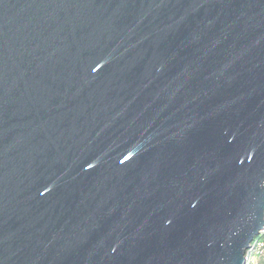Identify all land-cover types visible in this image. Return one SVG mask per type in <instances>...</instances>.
I'll use <instances>...</instances> for the list:
<instances>
[{"label":"water","instance_id":"95a60500","mask_svg":"<svg viewBox=\"0 0 264 264\" xmlns=\"http://www.w3.org/2000/svg\"><path fill=\"white\" fill-rule=\"evenodd\" d=\"M264 229V0H0V264H245Z\"/></svg>","mask_w":264,"mask_h":264},{"label":"built area","instance_id":"2783aa9c","mask_svg":"<svg viewBox=\"0 0 264 264\" xmlns=\"http://www.w3.org/2000/svg\"><path fill=\"white\" fill-rule=\"evenodd\" d=\"M264 251V229L261 234L253 241L251 247L246 251L245 264H260V257Z\"/></svg>","mask_w":264,"mask_h":264},{"label":"rangeland","instance_id":"374dc122","mask_svg":"<svg viewBox=\"0 0 264 264\" xmlns=\"http://www.w3.org/2000/svg\"><path fill=\"white\" fill-rule=\"evenodd\" d=\"M260 264H264V256L260 257Z\"/></svg>","mask_w":264,"mask_h":264},{"label":"trees","instance_id":"16d2710c","mask_svg":"<svg viewBox=\"0 0 264 264\" xmlns=\"http://www.w3.org/2000/svg\"><path fill=\"white\" fill-rule=\"evenodd\" d=\"M262 256H264V251H263V253H262V255H261V258H262Z\"/></svg>","mask_w":264,"mask_h":264}]
</instances>
